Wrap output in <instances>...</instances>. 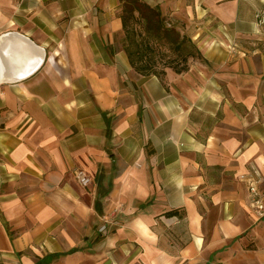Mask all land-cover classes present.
Returning a JSON list of instances; mask_svg holds the SVG:
<instances>
[{
  "label": "crops",
  "instance_id": "obj_1",
  "mask_svg": "<svg viewBox=\"0 0 264 264\" xmlns=\"http://www.w3.org/2000/svg\"><path fill=\"white\" fill-rule=\"evenodd\" d=\"M144 1L209 64L137 73L120 0H0V264H264V0Z\"/></svg>",
  "mask_w": 264,
  "mask_h": 264
},
{
  "label": "trees",
  "instance_id": "obj_2",
  "mask_svg": "<svg viewBox=\"0 0 264 264\" xmlns=\"http://www.w3.org/2000/svg\"><path fill=\"white\" fill-rule=\"evenodd\" d=\"M119 16L123 23L124 39L128 44L127 54L137 73L157 76L165 80L166 69L177 74L189 70L190 59H202L201 52L187 36H181L175 28H168L166 17L159 7H152L143 0H120ZM176 52L172 58L164 51ZM182 64V68H180ZM177 210L165 214L173 217Z\"/></svg>",
  "mask_w": 264,
  "mask_h": 264
},
{
  "label": "built area",
  "instance_id": "obj_3",
  "mask_svg": "<svg viewBox=\"0 0 264 264\" xmlns=\"http://www.w3.org/2000/svg\"><path fill=\"white\" fill-rule=\"evenodd\" d=\"M260 24H264V13L259 17ZM78 180L84 186L89 183V178L82 172L78 173ZM264 181V179H263ZM262 179L258 174H254L253 178L250 180L249 192L251 197V203L253 208L256 210L259 216H264V192L261 190ZM107 230L106 226L100 228V233H105Z\"/></svg>",
  "mask_w": 264,
  "mask_h": 264
},
{
  "label": "rangeland",
  "instance_id": "obj_4",
  "mask_svg": "<svg viewBox=\"0 0 264 264\" xmlns=\"http://www.w3.org/2000/svg\"><path fill=\"white\" fill-rule=\"evenodd\" d=\"M143 1H144V0H143ZM144 2H145V1H144ZM145 3H146V2H145ZM165 17H166V16H165ZM166 20H167V21H166V25H167L168 28H175L176 31L179 32V33L181 34V36H187L188 38H190L191 41L195 43L197 49L199 50V46L197 45V43L195 42V40H193V39L191 38V37H193V34L195 33L194 28L187 29V27H186V26H187V23H183L182 20H178V21H175V20H174V22H173V21L170 20L168 17H166ZM208 20H211V19H208ZM174 23H175V24H174ZM193 27H196V26L193 25ZM197 27H198V26H197ZM209 32H211V31L208 30L207 33H209ZM119 45L122 47V41H121V43H119ZM127 45H128V44H126V43L123 44V46L125 47V49H126ZM120 46H119V47H120ZM199 51H200V50H199ZM164 52L166 53V55L171 56L172 58H175V57L177 56L176 52H174V51L170 52L169 50H166V51H164ZM200 52H201V51H200ZM201 55H202V53H201ZM191 62H193L192 59H190V62H189V63H191ZM194 62H200V63H203V64H207V63H208L207 60L203 57V55H202V59H201V60L196 59ZM208 64H209V63H208ZM182 67H183V66H182V64H181L180 68H182ZM106 226H107V225H106Z\"/></svg>",
  "mask_w": 264,
  "mask_h": 264
},
{
  "label": "bare ground",
  "instance_id": "obj_5",
  "mask_svg": "<svg viewBox=\"0 0 264 264\" xmlns=\"http://www.w3.org/2000/svg\"><path fill=\"white\" fill-rule=\"evenodd\" d=\"M3 40H4V39H3ZM0 41H1V39H0ZM17 57H18V56H17ZM14 68H15V67H14ZM16 68H17V67H16ZM12 72H13V71H12ZM16 72H17V70H16ZM16 72H15V73H16ZM15 75H16V74H15ZM11 76H13V75H11Z\"/></svg>",
  "mask_w": 264,
  "mask_h": 264
}]
</instances>
